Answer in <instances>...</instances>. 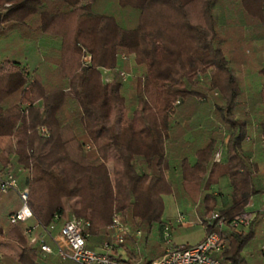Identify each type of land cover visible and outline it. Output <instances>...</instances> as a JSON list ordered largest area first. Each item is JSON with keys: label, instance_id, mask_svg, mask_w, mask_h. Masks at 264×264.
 I'll return each mask as SVG.
<instances>
[{"label": "trees", "instance_id": "16d2710c", "mask_svg": "<svg viewBox=\"0 0 264 264\" xmlns=\"http://www.w3.org/2000/svg\"><path fill=\"white\" fill-rule=\"evenodd\" d=\"M11 37L0 61V138H16V149L0 142V171H28L22 185L39 225L88 219L90 247L101 251L121 212L142 241L128 237L111 256L149 264L164 252L150 235L173 227L162 219L165 197L191 199L202 219H230L264 193V0H0V42ZM131 60L142 69L133 91L121 76ZM100 67L112 69V82ZM225 135V158L216 162ZM222 177L225 206L212 191ZM23 230L8 217L0 224V264L68 263L31 252ZM221 234L224 260L264 264L255 230Z\"/></svg>", "mask_w": 264, "mask_h": 264}, {"label": "built area", "instance_id": "2783aa9c", "mask_svg": "<svg viewBox=\"0 0 264 264\" xmlns=\"http://www.w3.org/2000/svg\"><path fill=\"white\" fill-rule=\"evenodd\" d=\"M122 58L130 59L125 54ZM91 61L92 56L86 54L84 57L85 65H90ZM113 75L114 72L112 71V77ZM121 76L123 81H127L129 78V74L124 70L121 71ZM39 133L46 136L50 134L46 126H41ZM216 159L220 161V152L216 154ZM9 190L18 192L21 206L8 215V220L13 224L26 223L32 220L34 212L29 205L30 188L28 185L22 186L18 176L12 171H7L1 181L0 196ZM258 216L264 220V207L255 212L245 210L230 219L222 218L219 212H214L206 219H200L199 224L204 228L214 225L217 229L205 234L199 242L190 245L175 243L170 232L171 225L167 224L161 236L164 252L149 264H233L219 256L227 249V241L223 238L221 231L228 227L237 233L241 232L245 228H250ZM176 220L182 223L184 215L179 214ZM39 226L36 223L26 228L25 232L30 235L31 244L39 247L44 255L53 254L63 261L69 260L76 264H127L111 256L114 245H121L126 242L128 237L132 236L138 240L143 235L141 229L134 231L123 214L118 211L114 212L109 225L110 240H105L102 243L101 251L89 246L91 222L88 219L73 217L65 222L55 234L46 228L43 234L34 235L35 229ZM48 237L52 239L53 245L48 241ZM137 246L139 247V245ZM133 264H139V262Z\"/></svg>", "mask_w": 264, "mask_h": 264}, {"label": "crops", "instance_id": "0c3cea01", "mask_svg": "<svg viewBox=\"0 0 264 264\" xmlns=\"http://www.w3.org/2000/svg\"><path fill=\"white\" fill-rule=\"evenodd\" d=\"M40 40H43L44 42H43V45H45V46H48V45H55V41L54 40H51V39H44V38H42V39H40ZM39 40V41H40ZM39 41H38V44H39ZM4 42H0V51H3V46H4V44H3ZM3 44V45H2ZM30 49H34L33 48V46H31L30 47ZM3 56L1 57V59H0V61H2L3 60ZM242 64H244L243 65V71H244V73L246 74V76H247V79H248V86H249V76L247 75V72L245 71L246 70V64L245 63H242ZM55 64H50V67L52 68V69H54L55 68ZM132 66H135L136 67V64L131 60V62H130V67L132 68ZM99 70H100V72H101V75H102V78H103V81L105 82V83H110V82H112V80L114 79V75H113V77H112V69L111 68H107V67H100L99 68ZM108 70V71H107ZM128 74H129V78L132 76V74L131 73H129L128 71H126ZM137 76V75H136ZM129 78H128V80H129ZM108 79H110V81H108ZM127 80V81H128ZM28 86H29V84H27L26 85V88H28ZM244 86V85H243ZM247 86V87H248ZM247 87H245V88H247ZM30 104V103H29ZM28 104V105H29ZM227 139H228V136L227 135H225V138H224V140H223V142L222 143H220V145H219V147H218V149H217V151H216V153H215V156H214V160L216 161V162H222L223 160H224V158H225V153H226V142H227ZM249 139V138H248ZM0 142H7L8 144H10L12 147H13V150H15L16 149V138H14V137H5V138H0ZM218 152H220V161H218L217 159H216V154L218 153ZM264 160V159H263ZM263 164V163H262ZM261 169H262V165H261ZM7 168H4L3 170H1L0 171V175L3 177L4 176V174L7 172ZM26 171V169L25 168H22V167H19V168H17V175H18V178H19V181H20V183H21V185L22 184H24V182H22V180H21V177H19V174L21 173V172H23V171ZM167 173V178H168V180L172 183L173 182V180H172V178H171V176H170V173H169V171H167L166 172ZM264 174V173H263ZM224 179H226L227 180V184H228V186H229V183H228V179H227V177H222L221 179H220V181L217 183V184H214L213 186H212V191L217 195V197H218V202H219V204H220V206H225L228 202H229V191H230V186H229V190H228V192H227V194H226V196H224V197H222V196H219V193L218 192H215L213 189H214V186H218L219 184H220V182L222 181V180H224ZM25 181V180H24ZM23 186V185H22ZM175 197V196H174ZM175 198H177V197H175ZM178 200V199H177ZM176 200V201H177ZM183 200H186V201H189V203L190 204H192L194 207H195V209H196V212H197V214H196V217H195V221L193 222V221H189L188 223H185V216H184V220H183V222L182 223H179V222H177L180 226H185V227H192V226H194V224H196V222L197 223H199V220L200 219H202L200 216H199V213H198V204L196 203H194L191 199H189V198H183ZM182 201V200H181ZM181 201H179V202H181ZM181 203H183V202H181ZM20 206H21V200H20V197H19V194H18V192L16 191V190H9L6 194H2L1 196H0V224H3V221H5V219H7V217H8V215L9 214H11L12 212H14V211H16L17 209H19L20 208ZM264 207V193L263 194H261L260 196H257V197H253V199H252V201H251V203L245 208V210H250V211H253V212H255V211H259V210H261L262 208ZM244 210V211H245ZM183 214L184 212L183 211H180V214ZM184 215V214H183ZM209 216V215H208ZM207 216V217H208ZM206 217V218H207ZM259 217V216H258ZM177 219V218H176ZM204 220V219H203ZM165 222H168V221H165ZM169 222H171V221H169ZM37 222L35 221V219L33 218L32 220H30L29 222H26V223H21V224H23V228H24V235H25V237H26V241H27V245H28V247H29V250L31 251V252H34V251H38V252H40V249H39V247H37V246H35V245H33V244H31V242H30V240H31V238H30V235H28L25 231H26V228H27V226H31V225H34V224H36ZM63 225V223L62 222H53V223H51L48 227H44V226H42V225H40L37 229H35V231H34V235H39V234H43L44 232H45V229L47 228H49V227H52V228H54V229H56L57 230V232H58V230L61 228V226ZM174 224L172 223V226H173ZM264 225V220H262V219H260V218H257V220H255V222L253 223V225L250 227V228H245L243 231H241V232H238L239 234H248L251 230H255V241L256 242H258V246L261 248V249H264V229L262 228V226ZM203 227V226H202ZM204 228V227H203ZM205 229L206 228H204V231H205ZM205 234H206V232H205ZM205 234H204V236H205ZM135 238V237H134ZM141 239V238H140ZM161 240L162 238H158V240ZM48 241L53 245V242H52V239L51 238H49L48 237ZM90 241V240H89ZM141 241H142V239H141ZM162 241V240H161ZM143 243V242H142ZM141 245V244H140ZM159 245H160V248L161 249H163L164 250V248H163V243L162 244H160L159 243ZM182 245H186V244H182ZM121 253H123L124 254V257H128L126 254H125V252L124 251H121ZM43 254V253H42ZM44 255V254H43ZM44 256H54V257H57L56 255H53V254H51V255H44ZM253 257V256H252ZM252 257H251V261H252ZM58 258V257H57ZM254 258V257H253ZM261 259V256H259L258 257V260H260ZM69 261V260H68Z\"/></svg>", "mask_w": 264, "mask_h": 264}, {"label": "rangeland", "instance_id": "374dc122", "mask_svg": "<svg viewBox=\"0 0 264 264\" xmlns=\"http://www.w3.org/2000/svg\"><path fill=\"white\" fill-rule=\"evenodd\" d=\"M244 33V36L242 37L241 40L243 39H246V34L245 32ZM14 37H11V38H2L1 41L4 42V46H3V51H0V57H7V55L9 54V45H8V40L10 39H13ZM233 40L235 41L234 44H236V42L240 41V39L237 38V35L236 33L232 36ZM43 40H40L39 41V44L40 45H43ZM2 44V45H3ZM241 44V43H240ZM241 46H243L241 44ZM235 48V46L233 47ZM32 49L29 48V52L31 51ZM249 51H246V54H248ZM236 55H237V58H238V65L236 64V69L240 75V78H241V81L244 85V87H247L248 86V79H247V76L246 74L244 73L243 71V65L242 63H245L243 62V55H242V52L240 50H238L236 52ZM3 58V60H4ZM142 71V69H138L137 67L135 66H132L131 70L128 71L129 73L132 74V76L129 78V80L127 81V84L130 88L131 91H133L132 89V82H133V79L136 77V75L140 74ZM262 172L264 173V161H263V164H262ZM28 171L24 170L23 172H21L19 174V177H21V180L22 182H24V180L27 178L28 176ZM215 192H218L219 193V196H226L228 190H229V186L227 184V180L224 179L220 182V184L218 186H214V189H213ZM6 194V193H5ZM177 198H175L173 195H170L168 197H165V211H164V214H163V221H171V223H173V227L170 226V232L172 234V238L174 240L175 243L179 244V245H182V244H195L197 242H199L203 237H204V234H205V231H204V228L202 227L201 224L197 223L194 224V226L192 227H185V226H180L178 223H177V220L176 218L179 216L180 214V211H183L184 213V216H185V223H188L189 221H195V217H196V209L195 207L189 203V201H186V200H182L181 202H179V200H177ZM164 227L161 229V230H156L153 234L150 235V242H157V243H160L162 244V241L158 238H161V236L163 235V231L165 230V226L168 224V223H164ZM48 230L50 232H53L54 234L57 232L56 229L52 228V227H49ZM154 243V244H155ZM91 245L90 241H89V246ZM139 247H137V251H139L138 253L143 255L142 258L143 260L144 259H150L151 257V254H150V247L147 246V245H140V243H138ZM249 260L251 261V257L249 256ZM67 264H76L75 262L73 261H68Z\"/></svg>", "mask_w": 264, "mask_h": 264}]
</instances>
